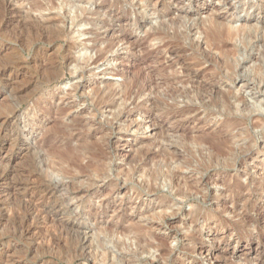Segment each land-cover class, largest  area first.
Masks as SVG:
<instances>
[{
  "label": "rangeland",
  "instance_id": "rangeland-1",
  "mask_svg": "<svg viewBox=\"0 0 264 264\" xmlns=\"http://www.w3.org/2000/svg\"><path fill=\"white\" fill-rule=\"evenodd\" d=\"M67 1L0 0V264H264V0ZM191 71L239 110L180 99Z\"/></svg>",
  "mask_w": 264,
  "mask_h": 264
},
{
  "label": "bare ground",
  "instance_id": "bare-ground-1",
  "mask_svg": "<svg viewBox=\"0 0 264 264\" xmlns=\"http://www.w3.org/2000/svg\"><path fill=\"white\" fill-rule=\"evenodd\" d=\"M10 2V1H9ZM68 1L65 0V3H67ZM8 3V2H5ZM4 3V4H5ZM71 3V2H70ZM9 4V3H8ZM8 6V5H7ZM72 6V5H71ZM73 8V7H72ZM75 14V13H74ZM73 20V18H72ZM71 21V20H70ZM213 21V20H212ZM76 23V22H75ZM174 23V22H173ZM167 24V23H166ZM170 25V24H169ZM218 36V35H217ZM217 45V44H216ZM219 47V45L217 46V48ZM224 44L220 45V48H223ZM227 47V46H226ZM212 49V48H211ZM204 50V49H203ZM213 51V49H212ZM210 49L209 50H204V57L208 60H216L218 57L215 55L214 52H212ZM67 56V55H66ZM69 56V55H68ZM67 56V58H68ZM73 58V57H72ZM96 58V57H95ZM75 59V58H74ZM73 59V60H74ZM70 60V58H69ZM95 60V59H94ZM93 60V61H94ZM201 60V59H200ZM203 60V59H202ZM214 60V61H215ZM218 61V60H216ZM202 62V61H201ZM204 62V61H203ZM177 73V72H176ZM174 75L175 79L180 80L181 79V84L182 87H177L174 88L175 92L177 93V96L183 99H186L188 101L191 102H195L197 101L198 103H207L209 105H224V106H234V108L239 110V105L241 103V97H238L235 94H231L229 92H219V93H214L211 90L207 91L205 89H203L201 83L197 82V79L199 78L196 74H194L191 71V74H189V76L187 78H190L192 81L190 80H182L183 75L179 76V75ZM184 73V72H183ZM228 75V74H227ZM172 80V79H171ZM155 81V80H154ZM167 82V81H166ZM174 84V83H173ZM197 84V85H195ZM151 84H149V82H147L144 86L143 89H149ZM154 85V84H153ZM156 86V85H155ZM179 86V85H178ZM171 89V88H170ZM169 92V91H168ZM128 94V92H127ZM166 94V93H165ZM164 94V95H165ZM174 94V93H173ZM130 95V93H129ZM168 95V94H167ZM128 96V95H127ZM172 96V95H171ZM174 97V96H173ZM172 98V97H171ZM177 98V97H176ZM178 99V98H177ZM146 101H150V102H157L156 101V97H152L150 96V93L148 94V96L146 97ZM102 102V101H101ZM12 117V116H11ZM7 119V118H6ZM1 121V120H0ZM2 123V122H1ZM4 123V122H3ZM5 124V123H4ZM3 124V125H4ZM2 125V124H1ZM12 125V124H11ZM5 126V125H4ZM1 127V126H0ZM17 141V140H16ZM67 147V145H66ZM65 147V148H66ZM71 148V147H70ZM69 147H67V149H70ZM66 150V149H65ZM66 150V151H68ZM71 150V149H70ZM69 150V151H70ZM210 150V149H209ZM64 151V150H63ZM62 151V152H63ZM70 154V153H69ZM69 159V158H68ZM58 160V159H57ZM88 163V162H87ZM90 163V162H89ZM204 163V162H203ZM202 165V164H201ZM71 166V165H70ZM76 166V165H75ZM74 166V167H75ZM76 168V167H75ZM202 169V168H201ZM3 171V170H2ZM1 171V172H2ZM69 171V170H68ZM4 172V171H3ZM35 173V172H34ZM2 173H0L1 175ZM20 174V173H19ZM24 174V173H23ZM33 176V175H32ZM35 177V176H34ZM37 177V176H36ZM35 177V178H36ZM9 178V177H8ZM27 178V177H26ZM33 179V177H31ZM37 179V178H36ZM35 179V180H36ZM6 181V173H4L3 175L0 176V198H2V194L3 193H9L7 188H4L2 183L3 181ZM34 180V181H35ZM38 180V179H37ZM18 181V180H17ZM33 181V182H34ZM41 181V180H39ZM45 181V180H44ZM20 182V181H19ZM24 182V180H23ZM25 182H27V180L25 179ZM32 182V181H31ZM49 182V181H48ZM29 183V182H28ZM22 184V182H21ZM24 184V183H23ZM32 184V183H31ZM56 184V183H55ZM173 184V183H172ZM175 184V183H174ZM13 185V184H12ZM59 185V184H58ZM19 186V185H18ZM26 186V185H25ZM32 186V185H30ZM30 186H26L22 187L23 192L21 195V199H23L24 202V206L25 207V211H24V216H23V223L25 222V225H21L19 227V237L22 236H31L32 241L37 245L39 243L43 244H48L50 245V243L52 242V234L54 233L55 228H59L57 227V225L54 223V214H51L46 208L45 206L47 204L50 203V200H52V194H54L56 192V186H54L52 183H47V184H43L42 189L40 192L35 191L34 189H32ZM34 186V185H33ZM39 186V185H38ZM62 186V185H61ZM9 187V186H6ZM37 187V185H36ZM59 189V188H58ZM195 190V189H194ZM178 191V190H177ZM58 195V193H56ZM52 195V196H51ZM5 196V195H4ZM18 196V194H17ZM9 197V196H8ZM11 198V197H10ZM10 198H7L10 200ZM6 199V198H5ZM14 199H15V195H14ZM16 201L19 199H15ZM14 201V200H13ZM56 201V200H54ZM8 202V201H7ZM18 203V202H17ZM20 203V202H19ZM56 203V202H54ZM65 204V203H64ZM10 207V206H9ZM61 207V206H60ZM11 211V210H10ZM18 211V210H17ZM20 213V212H19ZM18 213V214H19ZM11 214V213H10ZM2 215V214H1ZM12 215V214H11ZM10 215V216H11ZM6 216V215H5ZM9 216V213H8ZM13 216V215H12ZM19 216V215H18ZM20 216H22L20 214ZM57 217V216H56ZM4 218V217H3ZM12 218V217H11ZM1 219V218H0ZM22 222V221H21ZM61 223V222H59ZM74 224V223H73ZM38 225V226H35ZM66 226V225H65ZM69 226V225H67ZM72 227V226H71ZM68 228V227H67ZM70 228V227H69ZM60 232H59V236H61L62 232L65 231L63 228H59ZM72 230V229H71ZM78 230V229H77ZM116 230V229H115ZM56 231V230H55ZM13 232V231H12ZM15 233V232H14ZM56 233V232H55ZM11 235V234H10ZM66 235V234H65ZM64 236V235H63ZM61 236V237H63ZM68 236V235H67ZM70 236V235H69ZM68 236V238H69ZM26 239V238H25ZM24 239V240H25ZM57 239V238H56ZM66 239V238H65ZM60 240V239H59ZM138 240V239H137ZM25 241H29V240H25ZM65 241V240H64ZM141 241V240H140ZM31 242V241H30ZM56 242V241H55ZM60 244V242H59ZM58 244V246H59ZM65 244V243H64ZM54 246V245H53ZM35 247V246H34ZM57 247V246H56ZM48 248V247H47ZM45 248V249H47ZM53 248V247H52ZM30 250V249H29ZM33 253V250H32ZM35 254V253H34ZM29 256V255H28ZM37 256V255H36ZM41 257V255H40ZM36 258V257H35ZM39 258V257H37ZM41 261V260H39ZM44 261V260H43ZM38 263V262H37ZM49 263V262H48ZM36 264V263H35ZM42 264V263H41Z\"/></svg>",
  "mask_w": 264,
  "mask_h": 264
}]
</instances>
